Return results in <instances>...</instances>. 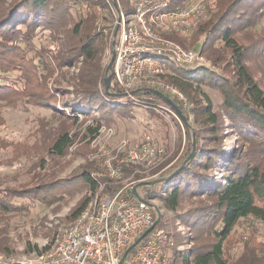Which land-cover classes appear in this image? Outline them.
<instances>
[{
  "label": "trees",
  "instance_id": "obj_1",
  "mask_svg": "<svg viewBox=\"0 0 264 264\" xmlns=\"http://www.w3.org/2000/svg\"><path fill=\"white\" fill-rule=\"evenodd\" d=\"M83 1H90L91 5L96 3L92 0H11L7 5H0V100H16L33 94L39 97V106L50 107L76 120L80 113L88 115L97 111L99 115L95 121L98 125L103 119L113 120L116 115L131 111L132 102H118V99L127 98L124 92L114 88L106 92L105 76H112V69L105 70L101 64L100 56L106 48L104 34L94 31L83 36L80 22L72 32L66 27L63 30L73 6ZM169 1L175 8L183 6L186 0ZM263 19L264 0H218L210 18L201 23L197 33L206 35L202 53L214 65L227 61L232 66L231 75L225 70L226 65L224 72L207 66L189 70L174 68L169 77V82L194 100L190 111L197 127L191 130L190 140L178 163L162 175H173L172 178L153 184L151 192L145 196L159 199L167 210L174 212L196 233L194 241L212 239L209 245H194L184 252L175 250L174 255L182 264H229L225 242L235 226L249 216L264 221V90L246 63L248 47L240 44L237 37L238 32L255 27ZM60 33L66 40L54 47L41 42L45 34L58 42ZM218 41L220 46L216 47ZM80 57L83 58L80 73L83 86L78 92L83 97L75 104L63 100L66 109L59 107L60 98L55 93H47L46 79L73 67ZM99 81L103 86L101 94L94 89ZM202 86L218 90L222 98L219 110H214ZM136 91L139 93L138 89ZM158 91L172 98L188 120L189 113L176 98ZM201 92L204 99L198 96ZM154 99L164 101L158 94L150 100ZM224 115L229 122L228 132H225ZM185 126L188 130L191 127L188 121ZM97 128L89 131L97 134ZM233 135L235 141L225 144V138ZM194 141V156L173 174L192 153ZM73 143L70 132L63 131L48 144V152L63 156ZM113 164L117 166L118 163L113 161ZM122 167L127 171L126 166ZM94 172L88 166L78 175L93 192L106 180ZM55 186V183H47L27 189L0 188V212L30 208L33 201L50 202L56 195ZM120 186H106L107 193ZM185 196L209 198L211 203L179 213L181 199ZM88 202L86 198L72 216L77 217ZM161 223L162 220L155 230L162 229L158 227Z\"/></svg>",
  "mask_w": 264,
  "mask_h": 264
},
{
  "label": "rangeland",
  "instance_id": "obj_2",
  "mask_svg": "<svg viewBox=\"0 0 264 264\" xmlns=\"http://www.w3.org/2000/svg\"><path fill=\"white\" fill-rule=\"evenodd\" d=\"M10 1L0 0V5ZM92 1L96 3L91 5L90 1H83L75 4L63 30L66 27L72 32L75 25L80 22V33H85L82 34L83 36L94 31L102 32L106 40V48L100 57L102 67L107 70L114 52L111 33L115 32L114 37L116 36L115 16L113 12L106 9L102 0ZM190 1L186 0L185 4ZM217 2L218 0L208 1L201 23L210 18ZM199 27L189 38L182 39L185 40L183 42L173 37L187 48L202 51L206 35L197 33ZM237 37L240 44L248 47L246 63L259 86L264 90V19L255 27L238 32ZM58 39V42H53L51 37L45 34L41 42L54 47L59 42H64L66 37L60 33ZM216 44V47L220 46L219 41ZM202 55L211 64L208 68L224 72V67L228 65L227 61L214 65L205 53ZM82 60L83 58L80 57L73 67H68L46 79L47 93H55L60 98L61 102L57 104L59 107L66 109L64 104L62 105L63 100L75 104L83 97V94L78 92L83 86L80 81ZM169 66L172 69L161 78L167 83H171L169 77L174 73V68H177L173 63H169ZM231 68L230 64L225 67L228 75L232 73ZM102 88L101 81L94 87L99 90V94L102 93ZM202 90L212 100L214 110H219L222 98L218 90L208 86H202ZM185 96L187 106L180 103L183 110L189 113L186 121L180 117V122L168 109H163L170 106L165 101L150 100L149 96H143L137 92L133 99L129 96L118 99L120 103L132 102L131 111L116 115L113 120L103 119L100 125L95 121L99 115L97 111L88 115L80 113L76 120L75 117H69L68 114L54 111L50 107L39 106L37 104L39 97L33 94L16 100H0V188L27 189L47 183L56 185L53 191L56 195L50 202L33 201L30 203V208L0 212V264H42L41 254L45 253L46 247L54 241L57 234L61 235L73 224L76 218L72 216L74 210L86 198L90 201L97 191L100 199L127 185H133L142 197L151 192L153 184H139L161 179L163 174L169 172L178 163L179 156L186 149V143L192 134L191 130L197 127L195 117L190 111L194 100L186 94ZM198 96L203 99L205 97L202 92ZM187 121L191 125L189 130L185 126ZM224 121L225 132H228L229 122L225 115ZM95 127H98V133L93 135L89 129ZM63 131L70 132L74 143L63 156L49 153L48 144ZM145 134L152 137L156 148L163 150L164 160L161 165L154 169H146L136 164L126 163L124 166L127 171L123 170L120 176L112 175L115 167L122 166L118 162L117 166L112 165V161L120 159L116 157L117 155H124L121 148L122 141L127 140L128 145L132 146L139 143ZM233 141H235V135L225 138V144ZM88 166L96 171L94 173L98 177L106 178L102 183L103 186L107 188L117 184L121 186L117 190L112 189L109 193L105 186L93 192L78 177ZM95 168L98 170H94ZM151 200L156 207L155 218L162 220L158 227L162 228L168 242L171 240L174 242V245L168 249L172 264H182L181 259L174 255L175 250L184 252L194 245L210 244L212 239L209 238H203L202 242L194 241L197 237L194 231H190L174 212L167 210L162 201L155 198ZM210 203L209 198L185 196L181 199L177 212L185 213L192 207ZM225 246L229 264H264V221L253 216L242 219L235 226Z\"/></svg>",
  "mask_w": 264,
  "mask_h": 264
},
{
  "label": "built area",
  "instance_id": "obj_3",
  "mask_svg": "<svg viewBox=\"0 0 264 264\" xmlns=\"http://www.w3.org/2000/svg\"><path fill=\"white\" fill-rule=\"evenodd\" d=\"M208 1L191 0L173 8L169 0H102L115 16L116 36L111 33L115 41L111 88L132 99L136 89L151 99L156 94L154 89L162 90L186 107L187 98L182 90L161 78L172 69L169 63L188 70L202 65L211 67L202 51L187 48L173 37L187 39L195 32L205 16ZM163 109L181 122L173 108ZM128 144L127 140L122 141L125 157L117 155L120 159L115 162L154 169L164 160L163 150L154 146L149 134L139 143ZM114 174L122 175V166L115 167ZM104 186L99 185L97 190ZM97 192L73 224L46 247L41 254L42 264H172L168 249L174 242L167 241L162 229L154 228L131 248L155 222L156 207L150 198H138L133 185L106 194L104 199Z\"/></svg>",
  "mask_w": 264,
  "mask_h": 264
},
{
  "label": "water",
  "instance_id": "obj_4",
  "mask_svg": "<svg viewBox=\"0 0 264 264\" xmlns=\"http://www.w3.org/2000/svg\"><path fill=\"white\" fill-rule=\"evenodd\" d=\"M115 43V41H113V44ZM114 46V45H113ZM114 60H115V53L113 52V55H112V58H111V61L108 65V68L107 70H110L112 67H113V64H114ZM105 83H106V92L108 93L110 88H111V75H108L106 74L105 76ZM154 92L156 94H158L168 105H170L175 111L176 113L184 120L186 121V118L182 112V110L179 108V106L172 100V98L168 97L167 95H165L164 93H162L161 91H158V90H154ZM196 144H195V141H194V148H193V151L192 153L189 155V157L187 159L184 160L183 164L181 165L180 168H178L173 174H176L177 172H179L186 164V162L188 161V159L192 158L195 154V148ZM173 175H169V176H166V177H162L161 179H158V180H155V181H152V182H146V183H140L139 185L141 184H155L159 181H165V180H168V179H171ZM134 194L138 197V198H141L140 195L138 194V192L136 191V189H134ZM159 218L156 219V221L153 223V225L145 231V233L132 245L131 248H133L144 236H146L148 233H150L156 226L157 224L159 223ZM130 248V249H131ZM125 258V256L123 257V259Z\"/></svg>",
  "mask_w": 264,
  "mask_h": 264
}]
</instances>
